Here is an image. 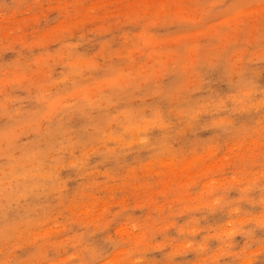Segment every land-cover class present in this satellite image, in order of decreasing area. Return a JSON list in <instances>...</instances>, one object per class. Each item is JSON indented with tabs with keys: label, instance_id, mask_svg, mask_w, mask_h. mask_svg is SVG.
Segmentation results:
<instances>
[{
	"label": "rangeland",
	"instance_id": "1",
	"mask_svg": "<svg viewBox=\"0 0 264 264\" xmlns=\"http://www.w3.org/2000/svg\"><path fill=\"white\" fill-rule=\"evenodd\" d=\"M0 264H264V0H0Z\"/></svg>",
	"mask_w": 264,
	"mask_h": 264
}]
</instances>
